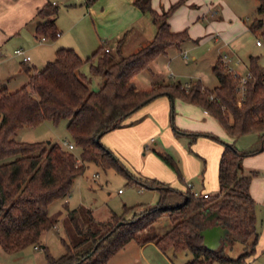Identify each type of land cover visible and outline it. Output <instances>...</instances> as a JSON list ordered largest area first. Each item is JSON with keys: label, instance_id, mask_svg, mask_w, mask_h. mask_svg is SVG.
Wrapping results in <instances>:
<instances>
[{"label": "trees", "instance_id": "obj_1", "mask_svg": "<svg viewBox=\"0 0 264 264\" xmlns=\"http://www.w3.org/2000/svg\"><path fill=\"white\" fill-rule=\"evenodd\" d=\"M135 3L150 12L157 25L154 38L136 52L117 57L101 52L99 47L84 60L74 48L62 46L43 68L32 71V67H26L32 72L27 83L18 89L0 87V245L6 253L32 244L38 246L43 232L59 220V213L51 214L49 205L70 193L87 162L124 170L115 153L97 137L121 126L130 114L162 94L180 96L202 106L233 136L257 132L264 139V65L258 55L249 57L251 76L242 96L238 91L240 75L225 66L221 57L212 67L218 78L214 88L205 87L200 81L188 88L180 82H156L148 89L134 85L132 79L157 56L190 38L187 29L172 31L168 21L181 1L163 13L152 8L151 0ZM257 12L264 16V0H259ZM57 13L58 8L52 3L39 10L38 15L46 19L37 23V37L57 39L61 35L55 21ZM263 25L261 17L249 27L259 33ZM260 35L264 40V29ZM85 62H90L92 72L104 75L98 90L90 87L81 71ZM63 117L69 118L67 128L75 148L81 149L79 156L59 142L14 137L25 125L59 122ZM259 151H243L234 142L226 141L219 165V191L209 197H197L190 188L181 190L155 180L135 178L127 170L140 183L160 190L158 203L151 207L139 205L128 218L112 212L104 220L83 205L69 209L68 221L76 236L70 243L64 241L66 251L59 257L47 253V264H107L132 240L141 245L154 241L166 254L188 250L193 257L186 264L245 262L255 252L259 238L256 201L250 192L251 181L259 171H245L243 159ZM157 152L181 176L175 159L169 153ZM164 212L172 226L159 234L154 221ZM211 212H218L212 221L207 219ZM214 224L230 231L228 239L212 250L204 244L201 230ZM235 244L242 246L237 257L227 251Z\"/></svg>", "mask_w": 264, "mask_h": 264}, {"label": "rangeland", "instance_id": "obj_2", "mask_svg": "<svg viewBox=\"0 0 264 264\" xmlns=\"http://www.w3.org/2000/svg\"><path fill=\"white\" fill-rule=\"evenodd\" d=\"M236 1L237 3L235 2V4L227 7L225 10L220 8L218 15L223 16L225 20L215 23L211 32L201 36L202 38L199 41L188 40L186 45H184L185 47H172L170 50H167V52L169 51L168 55L163 53L157 56L155 58V62H157L154 64L160 69L157 72L158 74H152V71L147 67L140 75L142 82L150 84V81L153 79L159 83L165 82L170 84L180 82L182 87L188 88L193 83L200 81L204 86L214 88L218 84V78L214 74L212 67L218 57L224 60L225 66L227 65V67L232 68L240 76H247L249 74L248 62L250 55H258L260 62L264 65V46L256 44L257 38L263 40L260 31L264 29V25L259 30V33L252 32L249 27L255 18H264V16L257 12L258 1ZM83 4L84 2L78 1L76 7H80ZM63 10V5H59L58 24L59 20H62L63 24ZM21 34L13 36L6 43H0V76L5 69L6 71H14L16 74V77H13L11 82L7 84L11 91L18 89L28 81L26 72L21 70L19 72L20 62L23 58L15 53V49H25L31 57L30 65L40 69L48 61L53 60L57 48L63 46L61 44L63 42V33L57 39L49 38L47 40L30 35L28 28L23 29ZM91 54L92 52L88 56H91ZM88 56L82 58L85 60ZM81 71L84 73L86 79L91 81V87L98 90L100 84L103 82V74L92 72L90 62L83 63ZM21 78L25 80L23 84H19ZM177 97L180 96L173 97L174 102ZM180 98L185 100L182 97ZM193 104L202 111V106L196 103ZM169 113V121L175 130L174 126L177 127V108L174 107L173 111L171 109ZM203 118L204 115L202 114L200 121L203 122ZM68 121L69 118L63 117L59 122L45 121L36 126L25 125L14 134V137L17 140L45 141L46 143L50 141L59 142L62 146L66 147L64 142L72 140L67 128ZM217 124L224 130V126L218 122ZM178 130L185 131L180 128ZM176 132L179 133V131ZM191 133L197 134L198 132L192 131ZM200 133L201 135L203 133L208 134V132L204 131H200ZM213 135L215 136V138L212 137L213 141L221 146L217 162L214 160L208 161L209 169L205 171V162L200 158L201 168L199 169L193 163L187 161L189 169L192 170L189 175H186L180 167V176L158 154L153 140H149L146 143L145 149L140 154L133 152L129 157L131 159L130 162L115 154L124 168L123 171L115 167H103L96 162H87L84 173L74 180L71 191L68 194L69 196L59 198L49 205L51 214L59 213V220L56 225L43 233L38 247H34V244H32L13 253H6L0 245V264H47V253L55 258L62 255L66 251L64 241L70 243L76 236L68 221V213L65 208L66 201L71 209L82 205L91 208L95 216L101 220L107 219L112 212L128 218L138 210L137 206L139 205H142L141 207L143 205L147 207L156 205L160 199V190L140 183L132 178L126 172L127 170L135 178L150 181L155 180L181 190L190 188L192 191L216 194L219 190L220 160L227 140L221 137L220 134L214 133ZM256 135L257 132L238 135L236 147L243 151L261 149V144L257 147V141H255ZM195 136L198 137L199 135ZM157 139L160 141L159 137ZM101 141L105 144L102 138ZM168 147L166 148L168 153L175 152L174 146ZM73 151L79 156L81 149L76 147ZM194 152H191V154L198 158L199 156ZM152 154L155 155L153 156ZM155 158L158 159L155 161ZM177 160L176 162L181 166ZM203 175L206 177L204 180H202ZM171 176L174 178V182H171ZM258 176L264 179V171H261V174ZM119 189H121L120 192ZM257 215L259 218L258 230L262 237L261 219L262 217L264 218V201L258 202ZM154 226L159 234L167 232L172 226L169 215L164 212L157 216ZM261 245L262 239L256 245V254L254 253L255 255L250 258L252 261L256 259V264H259V261L264 264V255H261L263 252L260 248ZM227 251L231 256L236 257L242 252V246L235 244L232 248H227ZM167 255L162 252L156 243L142 248L137 241L133 240L112 257L109 264H186L193 257L192 252L188 250L179 252L176 255L170 253ZM215 264L220 263L217 262Z\"/></svg>", "mask_w": 264, "mask_h": 264}, {"label": "crops", "instance_id": "obj_3", "mask_svg": "<svg viewBox=\"0 0 264 264\" xmlns=\"http://www.w3.org/2000/svg\"><path fill=\"white\" fill-rule=\"evenodd\" d=\"M78 1H82L84 4L80 7H76ZM135 1L136 0H0V43H6L15 35H22L21 33L25 28H28L30 35L38 38L35 34L36 25L46 19L39 16L38 12L45 4L52 3L53 6L57 8H59V5H63V24L62 20H59V24L57 23L58 13L55 17L56 25L58 24V29L61 31V34L63 33V42L61 43L63 47L74 48L83 58L88 56L91 52L93 54L99 47H101V52H111L117 57L125 56L136 52L142 46L149 43L157 32V25L153 20L152 14L148 11L145 12L141 10L138 5H136ZM179 1H181L180 5L176 7L168 18L170 28L175 32L187 29L190 38L179 45L170 46L167 50H170L172 47H185L184 45H186L188 40L199 41V39L202 38L201 36L211 32L215 23L225 20L223 16L218 15L220 8L225 10L227 7L235 4V2L237 3L236 0H151V4L155 11L163 13V11L168 10L174 3ZM257 1L259 4V0ZM168 52L165 54L168 55ZM30 60L24 61L22 59L19 67V72L20 70L26 72L28 79L32 71L39 69L36 66L30 65ZM92 61H95V59ZM156 62L154 60L148 66L154 75H157V72L160 70L159 67L155 66L154 63ZM26 67H32V71L28 72L25 69ZM2 72L0 84L4 86H0L8 88L7 84L11 82L13 77H16V74L14 71H6V69ZM141 73L142 71L132 79L134 85L138 89H148L156 83L154 79L150 81V84L142 82L140 79ZM87 81L91 87V81L89 79H87ZM19 82V84H23L25 82L24 78H21ZM103 82L100 84V87ZM174 107L177 108L176 125L178 128L185 130L186 133H177L171 126L169 112L171 109L173 111ZM205 110L206 109L202 107V111H200L195 104L183 100L180 97H177L174 102L170 95L162 94L134 111L124 120L121 126L105 133L102 139L106 146L114 151L116 155L129 162L131 160L129 158L131 154L133 152L140 154L142 150L145 149L144 147L149 140H153L156 151L163 153H168L166 151V148H169L168 146H174L175 152L172 151L169 152V154H172L170 155L175 161L178 159L177 161H179L181 165L179 166L177 163L178 167L179 169L181 167L186 175H189L192 171L189 169L187 161L193 163L196 168L199 169L201 168V161L199 158L205 162L204 170L207 171L209 169L208 161L214 160L217 162V156H219L221 152L220 144L213 141L212 135L214 133L220 134L225 140L234 142L235 144L237 136L229 134L224 127V130H222L219 124H217V122L220 123L219 120L209 111L205 112ZM202 114L204 115L203 122L200 121ZM189 131H196L198 133L204 131L212 135L203 133L196 137ZM158 137L160 141L158 139L156 140ZM70 141L73 142L72 140ZM255 141H257V147H259L260 144L264 146V139L259 133H257ZM194 151L199 156L198 158L191 154V152ZM152 155L154 156L155 154ZM157 159L158 158H155V161ZM243 165L245 171L258 170V175H260L261 171H264V147L254 155L245 156ZM258 175L253 177L250 185L251 195L256 201V214L258 202L264 201V179ZM205 178L206 177L203 175L202 180ZM171 182H174L172 176ZM120 191L121 189H119V192ZM65 208L67 209V213L68 210L71 209L67 201L65 202ZM212 213L213 212L210 214ZM263 221L264 218L262 217V237L259 232L258 238V242L262 239L260 248L263 252L261 255H264ZM258 225L259 218L257 215V227ZM45 232L46 230L43 233ZM149 244H155V242L149 241L145 244H140V246L144 248ZM125 246L122 249H124ZM34 247H36V245H34ZM122 249L117 251V253ZM117 253L112 255L111 258ZM254 253L247 256L245 260L252 264H256L257 260L255 258L253 261L250 259L256 254ZM111 258L108 260L107 264L111 262ZM168 258L170 259L169 256ZM259 264L263 263L259 261Z\"/></svg>", "mask_w": 264, "mask_h": 264}, {"label": "water", "instance_id": "obj_4", "mask_svg": "<svg viewBox=\"0 0 264 264\" xmlns=\"http://www.w3.org/2000/svg\"><path fill=\"white\" fill-rule=\"evenodd\" d=\"M101 135L102 133L97 137L98 141H101ZM217 215L218 212H213L212 214L208 215L207 219L212 221ZM229 231L230 230L227 227H224L220 224H214L204 228L201 230V234L204 237V244L212 250L219 248L223 241L228 239Z\"/></svg>", "mask_w": 264, "mask_h": 264}, {"label": "built area", "instance_id": "obj_5", "mask_svg": "<svg viewBox=\"0 0 264 264\" xmlns=\"http://www.w3.org/2000/svg\"><path fill=\"white\" fill-rule=\"evenodd\" d=\"M42 39L44 40L45 37H42ZM256 44L259 45V46H264V41L260 38H257L256 40ZM108 50V49H107ZM15 53L22 56L23 60L24 61H29L31 59L30 55L27 54L26 50L23 49V48H17L15 50ZM224 62V60H223ZM227 66V65H226ZM230 70L234 71L232 68L228 67ZM235 72V71H234ZM251 76L250 72L247 76H240V81H239V86H238V91H239V94L242 96L243 93H244V90H245V84L248 80V78ZM205 112H208V110L206 109ZM65 146L68 148V149H71L73 150L75 148V144L71 141H65L64 142ZM194 195L197 196V197H209V193H202L201 191H193ZM38 247V246H36ZM240 264H252L251 262H242Z\"/></svg>", "mask_w": 264, "mask_h": 264}]
</instances>
